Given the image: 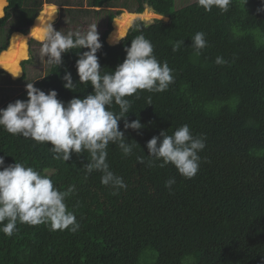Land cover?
Returning a JSON list of instances; mask_svg holds the SVG:
<instances>
[{
	"label": "trees",
	"instance_id": "obj_1",
	"mask_svg": "<svg viewBox=\"0 0 264 264\" xmlns=\"http://www.w3.org/2000/svg\"><path fill=\"white\" fill-rule=\"evenodd\" d=\"M0 1L7 6L6 0ZM114 1L91 0L90 4L103 8ZM134 1L138 6L133 14H127L123 23L115 19L113 31L117 15L108 17L100 39L103 46L97 52L102 73L114 71L126 57L125 48L142 33L153 44L157 60L167 61L173 70L174 82L163 92L138 90L126 97L132 102L126 119H139L143 127L125 131L121 119L118 125L126 141L137 144L133 154L125 157L110 143L107 163L127 188L113 195V188L101 184V172L86 174L87 151L73 153L67 162L54 159L47 142L0 127V156L5 166L16 161L30 166L48 175L60 191L75 185L65 203L80 224L72 233L52 231L46 224L17 222L18 231L11 237L0 231V264H264V11H257L264 4L262 0H232L227 12L215 6L206 12L197 2L176 10V0ZM8 3L4 16L0 2V32L15 13L41 0ZM53 9L56 6H46L40 16ZM148 12L161 20L147 24L137 19L139 30L129 29L123 40L110 43L118 30L134 22L136 14L145 19ZM38 18L30 36L40 41ZM22 22L26 28L32 25L27 18ZM17 31L7 51V45L0 46V54L5 51L0 55V69L13 79L21 78L19 67L27 58L24 34L28 30ZM197 32H204L207 41L200 54L191 46ZM178 40L184 45L173 52ZM84 51L88 49L62 54V64H52L49 74L34 87L46 94L56 90L57 98L65 103L91 93L90 84L79 83L75 66L77 52ZM217 56L227 63L217 65ZM5 71L0 76L7 77L8 84L25 79L14 81ZM65 71L72 74L74 91L63 86ZM149 96L151 105L147 104ZM27 98L24 90L0 108ZM112 110L119 112V107L113 104ZM185 124L193 136L206 137L194 178L183 177L171 163L163 168L137 163V156H144L146 162L151 159L146 144L153 136L162 130L171 135ZM170 177L176 181L171 190L165 187Z\"/></svg>",
	"mask_w": 264,
	"mask_h": 264
},
{
	"label": "clouds",
	"instance_id": "obj_2",
	"mask_svg": "<svg viewBox=\"0 0 264 264\" xmlns=\"http://www.w3.org/2000/svg\"><path fill=\"white\" fill-rule=\"evenodd\" d=\"M232 0H197L198 6L210 12L215 6L222 12L229 10ZM247 3V0H245ZM264 4V0H262ZM264 11V7L257 9ZM56 9L42 14L39 20L38 36L42 41L41 55L47 57L49 64L61 65L62 54L71 49H88L77 52L76 69L79 83L90 84L92 92L84 98H72L65 103L59 100L56 90L47 94L32 83L26 84L27 100H16L6 108H0V127L13 135H22L36 142H47L54 159L69 161L73 153L87 151L90 160L83 165L86 174L99 171L101 184L114 189L113 195L120 189H126L122 177L110 170L107 163V148L110 143L116 144L122 154L127 157L133 154L135 143L126 141L125 132L119 129L118 122L124 119V130H140L143 125L139 119L128 122L132 102L126 97L133 96L138 90L163 92L174 82L173 70L167 61L161 63L154 53V46L141 33L132 40L130 47L125 48L126 57L112 72H103L97 56L102 48L97 24L88 26L87 31H75L65 34L53 27ZM139 25L129 22L126 29L110 38L116 44L123 40L127 30ZM192 47L196 54L207 47L204 32H197L192 38ZM183 40L176 41L173 52L180 50ZM217 65L227 63L223 57L217 56ZM17 73L15 76H18ZM64 88L75 90L76 84L70 71L62 77ZM137 98L138 95H137ZM113 104L119 112L112 110ZM151 105V97L147 98ZM206 137L193 136L187 124L177 128L173 134L162 130L146 144L147 162L144 156H137V163L148 167H165L171 163L178 173L187 179L195 177L199 170L201 157L198 155L206 147ZM158 161H161L157 164ZM0 231L11 237L18 231L17 222L36 226L46 224L52 231L68 230L75 233L80 224L74 212L69 211L66 198L75 191V185L66 191L54 186L48 175H41L30 166L15 162L5 166V158L0 156ZM176 183L175 177L165 181V187L171 190ZM6 221V223H5Z\"/></svg>",
	"mask_w": 264,
	"mask_h": 264
},
{
	"label": "rangeland",
	"instance_id": "obj_3",
	"mask_svg": "<svg viewBox=\"0 0 264 264\" xmlns=\"http://www.w3.org/2000/svg\"><path fill=\"white\" fill-rule=\"evenodd\" d=\"M242 1L243 0H239V2ZM0 2L3 4V7H5L4 9L2 7L3 15H6V8L8 7L9 3H6L7 6H4L5 3L2 1ZM6 2H8V0H6ZM90 2L91 0H41V3L36 5L35 7H32V4H28L25 7L26 11L14 14V17L10 21V23L0 32V46L7 45V51L11 46L12 36L20 33L17 30H28L27 33L24 34L26 35V37H28L25 42L27 58L23 61H27V63L24 66V72L22 71L21 64L19 67L21 71L20 77L22 78L23 76H25V79L18 84L12 85L7 83V77L0 76V107L9 99L26 90V84H34L37 80L46 77L50 72L52 64H49L47 62V57L42 56L40 52L42 41H38L30 36L31 28L34 25V22L43 12L46 6L52 5L56 6L57 8V14L53 21V27L57 31L60 30L65 34L70 31L84 32L87 31L90 24L96 23L100 39L103 36L104 32L107 30L108 17L111 14L117 15L112 22L113 31L115 19L123 23L124 19H126L127 17L126 15L131 14L138 6V4L134 0H116L103 8H94L91 7ZM195 2H197V0H176L175 8L176 10H180ZM1 14L0 16H2ZM25 18H27L30 23L32 21V25L29 28H26L27 23L22 22V20H24ZM141 20L147 24H151L156 20H161V18L159 15L153 12H148L145 19ZM168 20L165 19V22H168ZM0 64H2V62H0ZM1 70L5 71L4 69H0V71ZM6 74L14 81L21 79H13L7 72Z\"/></svg>",
	"mask_w": 264,
	"mask_h": 264
},
{
	"label": "water",
	"instance_id": "obj_4",
	"mask_svg": "<svg viewBox=\"0 0 264 264\" xmlns=\"http://www.w3.org/2000/svg\"><path fill=\"white\" fill-rule=\"evenodd\" d=\"M7 3H8V2H7ZM136 15H137L138 17L134 20V23H135V21H136L137 19H142V18H139V15H141V14H136ZM4 16H5V15H4ZM4 16H3V17H4ZM128 31H129V30H127L126 35H127ZM126 35H125V37H126ZM120 41H121V40H120ZM109 44H110V43H109ZM110 45H111V44H110ZM5 51H6V50H5ZM5 51H3L2 53H4ZM2 53H1V54H2ZM1 54H0V55H1Z\"/></svg>",
	"mask_w": 264,
	"mask_h": 264
},
{
	"label": "flooded vegetation",
	"instance_id": "obj_5",
	"mask_svg": "<svg viewBox=\"0 0 264 264\" xmlns=\"http://www.w3.org/2000/svg\"><path fill=\"white\" fill-rule=\"evenodd\" d=\"M30 53V52H29ZM26 63H27V61H23L22 63H21V68H22V71L24 70V66L26 65ZM24 72V71H23Z\"/></svg>",
	"mask_w": 264,
	"mask_h": 264
}]
</instances>
